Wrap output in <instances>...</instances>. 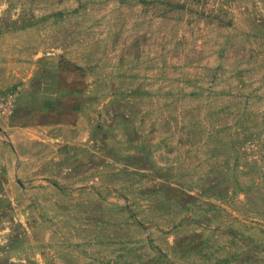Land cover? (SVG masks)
Listing matches in <instances>:
<instances>
[{"label":"rangeland","instance_id":"1","mask_svg":"<svg viewBox=\"0 0 264 264\" xmlns=\"http://www.w3.org/2000/svg\"><path fill=\"white\" fill-rule=\"evenodd\" d=\"M0 264H264V0H0Z\"/></svg>","mask_w":264,"mask_h":264}]
</instances>
